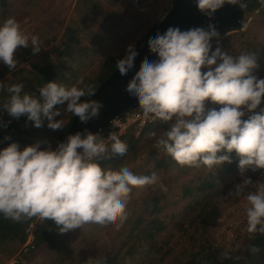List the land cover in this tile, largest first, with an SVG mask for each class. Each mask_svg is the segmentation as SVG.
Masks as SVG:
<instances>
[{"label": "clouds", "instance_id": "obj_1", "mask_svg": "<svg viewBox=\"0 0 264 264\" xmlns=\"http://www.w3.org/2000/svg\"><path fill=\"white\" fill-rule=\"evenodd\" d=\"M196 9L208 19L206 26L181 30L169 26L149 39L150 53L127 81L125 91L138 102V110L146 122L167 127L155 138L154 147L171 156L181 167H206L216 170L225 162L238 159L239 174L248 170H264V78L253 70L258 67L254 52L230 55L219 46L212 50V40L220 33L213 22L215 13L226 4L244 10L246 0H193ZM264 5V0H259ZM39 36L22 30L14 17L0 23V61L15 70V53L21 47L41 51ZM138 50L126 46L125 55L116 61L121 76L135 66ZM25 85L0 82L7 99L0 101V111L14 118L26 117L41 128L47 120L51 130H65L69 114L82 124L100 117L103 102L92 99L95 85L83 78L71 86L48 81L37 91L39 96L24 92ZM63 118L55 119L62 115ZM257 109H259L257 111ZM0 125L8 122L0 120ZM110 127H118L113 118ZM10 140V136H5ZM47 143L46 147H41ZM128 145L115 131L105 137L103 129L95 132L85 127L68 133L53 147L50 142L36 141L21 148L10 142L0 148V215L22 222L38 218L43 224L53 221L64 234L85 225L106 227L127 219V203L133 188L154 185L157 174L136 175L129 167L108 170L101 161H110L127 154ZM264 175V172H262ZM245 178L235 184L228 195L244 196L245 231L249 239L264 234V181L255 182V189ZM119 227V224H117ZM51 230V229H50ZM253 246V253L259 252ZM221 258H231L228 250Z\"/></svg>", "mask_w": 264, "mask_h": 264}, {"label": "rangeland", "instance_id": "obj_2", "mask_svg": "<svg viewBox=\"0 0 264 264\" xmlns=\"http://www.w3.org/2000/svg\"><path fill=\"white\" fill-rule=\"evenodd\" d=\"M170 4L171 0H144L143 6L137 8L128 0H7L6 5L0 10V23L8 17H14L20 23L23 31L39 36L42 48L35 55L30 47L18 49L15 53L18 61L15 70H10L0 61V82L6 86L22 82L25 85L24 92L35 94L31 90V86L37 83V68L44 70L50 68L59 76H64V78H55L53 81L71 86L78 79H85L93 75L98 70L99 64L108 55L121 56L127 45H134L143 40L154 26L158 25L162 16L170 8ZM244 21L246 26L243 28L244 30L240 29V31L246 32L251 29L252 34L238 41H236L234 33L230 32L225 36L221 34L218 39L212 42V45L220 46L223 51H227L233 56H238L242 52H253L252 46L255 49L264 48V6L246 12ZM72 31L78 32L80 40L78 43L71 44L72 51H70L63 43L72 36ZM262 60H264V56ZM257 72L256 76L263 78L264 73ZM48 75L51 74L48 72ZM45 84L37 86L36 91ZM5 91H0V101L4 100L2 96ZM35 95L39 96L38 93ZM263 103L264 101H262ZM56 107L61 108L62 115L55 119L63 118L62 109L64 106L57 105ZM64 119L65 123L69 122L70 114ZM0 120L9 123L12 119L6 111H0ZM22 124L24 127L21 140L23 147L38 140L50 142L55 147L56 143L60 141L62 130L49 129L47 120L41 128L34 127L32 122L26 123V117ZM135 127V135H138L144 128ZM150 132L158 133V129H149L145 135L141 136V144L152 145L155 138L149 136ZM46 146L47 143L41 144V147ZM125 166L129 167L136 175H151L155 172L158 177L154 185L133 188L129 201L135 197H143L148 192L149 194L156 193L160 198L162 196L169 198V205L164 209L165 212L172 210L182 212L189 200L193 199V197L185 199L174 196L178 192L179 182L189 180L196 168L183 171L178 165H173L168 169V172L159 171L155 165H152L149 155L143 150L126 156L115 166L104 165L102 167L108 170H118ZM205 169L207 168L203 166L199 168L201 171ZM262 172L264 170L254 178L253 183L246 188V192L255 189V182L264 181ZM238 176H241L239 172L219 175L217 185L207 191L215 197L220 194L219 202L224 206L220 219L216 225L211 226L208 236L216 245L229 249L236 248L246 232L244 215L246 200L243 195L241 197L228 195L233 189L229 182H233ZM31 223L33 227H36V221ZM46 228L51 229L50 231L70 249L75 247L78 249L81 246L79 241L82 239V229L77 228L61 234L53 221ZM111 234V232L103 234L101 243L106 238L110 239ZM100 241L90 242L92 249L89 248V250L95 252L96 247H100ZM104 244H108V241H105ZM21 248L10 255L1 251L0 264H7L11 259H14L13 263H16L20 258L24 261L19 264H54L57 260V253L49 249V244H44L41 250L37 249V254L34 256H29L30 253H27V249ZM145 255L146 251H142L137 254V258L141 260Z\"/></svg>", "mask_w": 264, "mask_h": 264}, {"label": "trees", "instance_id": "obj_3", "mask_svg": "<svg viewBox=\"0 0 264 264\" xmlns=\"http://www.w3.org/2000/svg\"><path fill=\"white\" fill-rule=\"evenodd\" d=\"M6 3L7 0H0V10ZM260 6L264 5H261L259 0H254L246 12ZM156 27L155 25L143 40L134 44L138 51L150 39ZM230 32L235 34L236 41L252 34L251 29L246 30V32H241L240 29H237L222 35L225 36ZM71 34L72 36L68 41L63 43L66 49L70 51H72L71 44L78 43L80 40L77 31H72ZM216 47V45H212V50L214 51ZM252 50L256 55L258 65L253 70V74L257 75V71L262 74L264 73V60H262L264 48L255 49L252 46ZM124 55L125 51L121 56L108 55L99 64L98 70L90 77L85 78L84 81L94 84L95 88H97L116 69V61ZM46 70L37 68V83L31 86V90L35 94H39L36 91L37 86L39 87L43 83L53 81L55 78H64V76H59L50 68ZM48 72L51 75H48ZM8 95L7 91H5L2 97L7 99ZM260 107H264V103ZM72 117L70 115V120L66 123L65 130H62L60 140L64 138L73 119ZM11 119L6 128L0 127V148L6 147L8 143L13 141L18 142L23 148L21 140L24 127L22 123L25 117L22 116L18 120L12 117ZM166 127L167 125L157 121L146 125L138 135H135V126L129 127L125 134L119 136L128 145L127 154L123 157L118 156L110 161H101V166H115L124 160L126 156L143 150L149 155L152 165H155L159 171L168 172V169L173 165H178L183 171L184 169L188 171L191 168H196L181 167L171 156L156 150L153 145L155 141L152 145L140 143L141 136L145 135L149 129H158L157 135H159ZM5 136H10L11 139L5 140ZM232 156V163L225 162L217 170L213 168L201 171L196 168L195 173L189 180L179 182L178 192L174 197L185 199L193 197L184 206L182 212L173 210L165 212L164 209L169 205V198L166 196L160 198L156 193L149 194L148 192L143 197H135L128 201L127 207L129 206V208H126L127 219L123 223L117 221L116 224L106 227L93 224L85 225L81 231L82 239L79 241L81 246L78 249L76 247L70 249L53 232L46 228L51 222L50 220L42 224L38 218H33L17 223L0 215V252L5 251L7 255H10L20 249L26 243L28 225L36 221L34 236L28 244L27 253H30L29 256H34L37 254V249L41 250L44 244H49V249L57 253V260H54V264H264V234L258 233L255 238L249 239L248 234L245 232L241 242L233 249L216 245L208 236L211 226L216 225L220 219L224 206L219 202L220 194L215 197L207 193V191L217 185L219 175L239 172L238 159L234 153ZM261 171L253 172L248 170L244 177L238 176L229 184L234 188L235 184L242 182L245 178L253 181L254 178L260 175ZM195 195L199 196L194 197ZM117 224H119V227ZM108 232L112 233L109 237L110 239L102 240L103 243L108 241L106 246L100 240L102 235L108 234ZM94 241H100V247L97 246L95 252H92L89 250V248L92 249L90 242ZM253 246L258 247L260 249L259 252L253 253L251 251ZM225 250L229 251L231 258H221V253ZM142 251H146V255L140 260V258H137V254ZM18 261L12 264L22 263L24 259L20 258Z\"/></svg>", "mask_w": 264, "mask_h": 264}, {"label": "water", "instance_id": "obj_4", "mask_svg": "<svg viewBox=\"0 0 264 264\" xmlns=\"http://www.w3.org/2000/svg\"><path fill=\"white\" fill-rule=\"evenodd\" d=\"M253 1L246 0L248 6L244 10H241L238 6L226 4L215 13L213 22L217 25L220 35L241 27L246 10ZM208 22V19L196 9L193 0H171L170 8L162 16L150 38L154 37L158 31L162 34L169 26H178L181 30H185L193 26H206ZM148 41L138 51V55L135 58V66L126 76H121L116 68L96 88V93L92 99L102 101L104 105L99 119L91 120L85 125L78 118L72 117L73 119L64 138L68 133L82 131L85 127L93 132L105 129L109 127L113 118H120L127 111L138 108V102L130 97L124 89L127 81L139 69L141 62L146 57L149 60L156 59L155 54L150 53Z\"/></svg>", "mask_w": 264, "mask_h": 264}, {"label": "built area", "instance_id": "obj_5", "mask_svg": "<svg viewBox=\"0 0 264 264\" xmlns=\"http://www.w3.org/2000/svg\"><path fill=\"white\" fill-rule=\"evenodd\" d=\"M132 5L135 7L139 8L142 7L144 4V0H128ZM245 21L243 20L242 25L239 29L244 30L243 28L246 26ZM153 123L150 121L145 120V118L141 115L139 112L138 108L137 109H131L124 113L120 118H117V124L118 127H107L103 129V135L106 137L108 135L109 131H115L118 136L123 135L127 132V129L130 126H138L140 128L145 127L146 125ZM36 227H33V224L30 223L26 229L28 237L26 240V243L24 244V247L21 249H27L28 244L32 241L33 236H34V230ZM14 262V259H11L10 261L7 262V264H12Z\"/></svg>", "mask_w": 264, "mask_h": 264}]
</instances>
